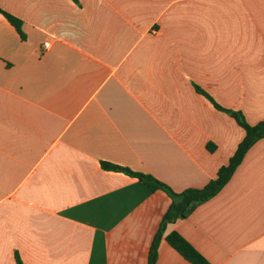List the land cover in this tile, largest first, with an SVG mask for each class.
<instances>
[{
    "label": "crops",
    "instance_id": "1",
    "mask_svg": "<svg viewBox=\"0 0 264 264\" xmlns=\"http://www.w3.org/2000/svg\"><path fill=\"white\" fill-rule=\"evenodd\" d=\"M0 264H147L174 192L202 189L264 121V0H0ZM50 43L48 50L44 44ZM212 145V150L209 148ZM264 264V138L162 232L156 264Z\"/></svg>",
    "mask_w": 264,
    "mask_h": 264
},
{
    "label": "trees",
    "instance_id": "2",
    "mask_svg": "<svg viewBox=\"0 0 264 264\" xmlns=\"http://www.w3.org/2000/svg\"><path fill=\"white\" fill-rule=\"evenodd\" d=\"M0 14H2L8 22L16 29L22 39H26L25 32L23 31V21L18 17L4 11L0 8ZM201 93L211 101L213 106L220 111L227 112L232 118L241 126L245 131L244 139L239 143L235 153L231 156L227 165L222 166L217 177L212 180L208 185L202 189H187L181 193L174 192L168 185L160 182L155 177L143 173L131 171L128 168L113 165L108 162H102V167L105 170L122 172L131 177H135L149 187L152 192L161 190L167 193L172 203L164 215L161 229L155 236L150 252L147 264H156L158 258V249L162 238V232L168 223L174 222L177 219H184L188 217L197 206L207 202L216 196L230 181L237 167L243 161L245 155L250 148L259 140L264 138V121L256 125L248 124L240 112L224 109L217 102L213 100L207 93L198 89ZM212 150V145L209 147ZM166 241L169 245L175 249L183 258H185L191 264H211L196 248H194L183 236L177 232H172L166 237ZM18 264H22L19 260Z\"/></svg>",
    "mask_w": 264,
    "mask_h": 264
},
{
    "label": "built area",
    "instance_id": "3",
    "mask_svg": "<svg viewBox=\"0 0 264 264\" xmlns=\"http://www.w3.org/2000/svg\"><path fill=\"white\" fill-rule=\"evenodd\" d=\"M49 47H50V43H45V44H44V49H45V50H48Z\"/></svg>",
    "mask_w": 264,
    "mask_h": 264
}]
</instances>
